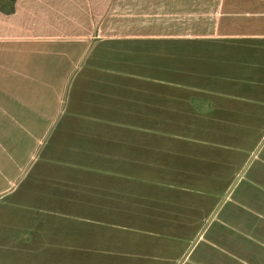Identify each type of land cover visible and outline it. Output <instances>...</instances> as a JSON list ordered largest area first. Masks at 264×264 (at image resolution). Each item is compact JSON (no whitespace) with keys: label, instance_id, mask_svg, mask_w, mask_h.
Here are the masks:
<instances>
[{"label":"crops","instance_id":"0c3cea01","mask_svg":"<svg viewBox=\"0 0 264 264\" xmlns=\"http://www.w3.org/2000/svg\"><path fill=\"white\" fill-rule=\"evenodd\" d=\"M205 10L215 12L209 22L211 32L188 33V12ZM199 21L203 26V17ZM193 40H264V0H16L12 13L0 10V264H74L77 252L90 253L103 245L98 236L102 229L85 225L97 214H77L70 209L77 190L74 177L66 173L68 169L48 192L33 190L43 181L37 178L27 184V190L16 188L29 155H33L28 146L40 143L52 132L54 142L46 154L48 164L76 166L64 164L65 159L59 156H98V160L105 161L104 156L115 155L122 162V170L155 172L157 175L149 182L119 185L115 194L141 205L150 217L186 228L188 221L182 224L181 220L196 214L202 204L167 192L161 195L152 186L188 188L190 183L199 184L190 181L196 180L192 176L205 170L217 174L218 179L220 172L229 167L232 152L235 156L243 153L240 149L250 125L246 118L238 117L257 118L263 113L254 106L230 102L239 96L232 91L252 95L261 91L264 95V86L196 87L217 96L211 116L199 110L198 118H163L178 126L172 131L125 130L124 123L154 124L156 118H134L138 114L133 102L127 98L132 108L125 104L123 110V102L118 101L125 100V96L118 93L155 89L127 84L121 78L108 79V73H131L123 68L106 69L104 61L113 57L118 66V58L154 53L157 42ZM93 49L94 68L80 77L72 94L74 116H84L93 107L98 114L108 115L114 100L124 117L52 118L58 114L64 91L72 84L69 77L77 62ZM250 63L259 71L264 68V61ZM93 91L97 100L90 102L87 92ZM50 204H62L67 209H54ZM117 212L122 213V208Z\"/></svg>","mask_w":264,"mask_h":264},{"label":"rangeland","instance_id":"374dc122","mask_svg":"<svg viewBox=\"0 0 264 264\" xmlns=\"http://www.w3.org/2000/svg\"><path fill=\"white\" fill-rule=\"evenodd\" d=\"M188 13V33L211 32L209 22L215 18V12ZM202 17L203 26L199 23ZM166 47L173 49H164ZM94 52V49L91 50L77 62L69 77L73 79L72 84L64 91L58 114L52 118L108 117L117 120L124 117V113L119 112L122 108L117 105L123 102V110L125 104L132 108L131 100L138 114L134 118L153 115L156 121L154 124L124 123L125 130L172 131L178 130V126L165 122L163 118H198L196 113L199 110H205L211 116L218 98L210 90L206 93L200 88L217 89L227 84L256 88L264 86V68L259 71L250 63L264 61L261 58L264 55L259 53L264 52V40L157 42L154 53L118 58L121 65L117 66L113 57L104 61L106 69L123 68L131 73L124 76L108 73V79L121 78L127 84L149 85L150 89H155L154 92H119L124 94L125 100L118 101V104L111 100L115 106L107 109L108 115L98 114L93 107L84 116L78 113L74 116L72 94L80 77L94 68L91 66ZM2 78L0 75V87ZM232 93L239 95L229 100L233 104L254 106L263 113L257 118L252 115L238 117L246 118L250 129L246 131L247 140L240 149L243 153H236L235 156V152H232L229 167L220 172L223 178L220 175L217 179V174L205 170L192 176L196 180L190 181H198L199 184L190 183L188 188L152 186L161 195L167 192L202 204L196 214L192 217L187 215V220H181L182 224L188 221L186 228L171 225L166 222L167 219L150 217L141 205L115 194L119 185L149 182L157 175L155 172L122 170V162L116 160L115 155L104 156L105 161L98 160V156H88L87 160L79 156H59V159H65L64 164L76 163V166L48 164L46 154L54 142V132L51 135L47 133L40 143H30L28 148L32 149L33 155H29V162L16 188H20L21 192L37 178L43 181L33 190L48 192L61 178L63 170L68 169L66 173L74 177L77 190L74 204L69 203L70 209L77 214H97H92L95 218L85 225L102 229L98 236L103 243L99 250L77 252L74 264H264V95L261 91L254 95L237 90ZM2 94L0 91V104L3 103ZM95 96V91L87 92L90 102L97 100ZM1 111L0 106V118H3ZM118 157L121 158L120 155ZM124 189L132 190L131 187ZM48 206L67 209L62 204ZM121 208L123 212H117ZM155 216L159 215L156 213ZM77 223L80 222L77 220Z\"/></svg>","mask_w":264,"mask_h":264},{"label":"trees","instance_id":"16d2710c","mask_svg":"<svg viewBox=\"0 0 264 264\" xmlns=\"http://www.w3.org/2000/svg\"><path fill=\"white\" fill-rule=\"evenodd\" d=\"M16 0H0V10L12 13L15 10Z\"/></svg>","mask_w":264,"mask_h":264}]
</instances>
